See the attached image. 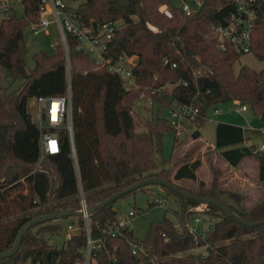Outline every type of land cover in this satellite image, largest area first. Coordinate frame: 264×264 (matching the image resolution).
<instances>
[{"label":"trees","instance_id":"1","mask_svg":"<svg viewBox=\"0 0 264 264\" xmlns=\"http://www.w3.org/2000/svg\"><path fill=\"white\" fill-rule=\"evenodd\" d=\"M67 1L76 3L70 8L81 23L97 26L123 21L108 42L106 54H136L134 72L140 85L126 90L117 73L95 67L89 53L78 48L76 36L68 33L78 171L65 127L57 129L59 152L47 153L34 170L40 157V131L29 102L39 95L66 93L67 61L63 46L58 43L54 53L36 52L34 67L27 68L24 31L38 20L39 0H24L22 13L13 8L0 19V64L14 80L23 78L22 84L13 90L0 84V253L15 246L20 229L30 220L60 210L77 211L29 228L19 250L0 258V264H77L86 239L84 218L79 212L80 186L87 204L92 206L143 178H162L187 192L221 202L239 218L253 222L263 219L264 150L248 141L245 127L219 121L215 145L220 156L232 166L246 160L255 162V176L263 192L252 204L246 203L244 193L223 188L216 178L209 185L200 180L197 188L179 184L182 179H197L200 159L183 162L171 171L163 165L164 159L158 162L154 157L155 150L162 153L164 131H174L168 117L162 115L163 108L173 102L199 104L200 114L192 120L197 125L193 131L196 137L201 134L210 107L236 98L247 103L264 122V68L255 70L244 64L235 71L234 64L243 53L231 48L222 50L204 36L212 23L225 20L236 10L234 0H203L202 7L193 14H186L169 0H127L129 6L120 5L118 0ZM162 4L171 8L172 16L160 10ZM256 13L251 52L264 61V0H257ZM148 23L158 30L151 29ZM173 62L177 65L173 66ZM193 70L199 73L194 75ZM179 80L182 81L171 91L163 90L161 94L145 90L146 86L159 88ZM144 90L151 93L158 109L147 118L148 130L140 131L132 107ZM86 112L93 117V129L86 123ZM178 139L176 136V142ZM89 145L97 151L95 157ZM161 186L168 195H175L181 208L180 224L196 213L190 207L200 204L199 201ZM116 200L90 213L94 237L101 236L103 229L118 219ZM155 204V199L150 201V205ZM201 213L215 218L212 228L206 231V239L197 240L185 227L181 225L180 229L165 217L151 223L144 239H139L128 226L120 233L109 234L106 248L95 249L94 259L97 264H264V223L243 224L211 203ZM68 217L72 218L68 224L76 229L62 246L51 243L47 235L61 230L58 220ZM206 242L211 245L206 254L199 249L187 252ZM134 245L138 247L136 253Z\"/></svg>","mask_w":264,"mask_h":264},{"label":"built area","instance_id":"2","mask_svg":"<svg viewBox=\"0 0 264 264\" xmlns=\"http://www.w3.org/2000/svg\"><path fill=\"white\" fill-rule=\"evenodd\" d=\"M236 4V10L232 12L225 20L214 22L210 25L209 29L204 33L206 38L212 39L216 46L222 50L233 49L238 53H246L251 51L252 47V29L255 24L257 16V0H234ZM18 4L24 6V0H0V12L7 14ZM203 5V0H185L181 8L186 14H193L197 12ZM160 10L167 16H172V10L167 4H162ZM38 20L32 22L28 27L34 35H38L41 31H47V27L55 22L58 25L61 40L60 43L63 46L67 68L70 63V50L67 41L68 33H72L76 36L77 46L80 49L89 53L91 61L95 67H106L109 70L117 73L123 83L126 90H132L139 87L137 76L134 72V67L138 62V56L136 54H121L117 57L106 54L108 42L112 40L116 29L117 21L103 22L97 26L93 24H85L78 21L70 8L67 0H39L38 7ZM149 27L153 30H158V27L154 24L148 23ZM84 42H87V47L84 46ZM168 61V60H166ZM173 66L177 63L173 62ZM194 75H197L199 71L193 70ZM67 91L62 95H39L31 99L32 101V117L34 122L39 128V145H40V157L34 168L39 166L43 157L47 153H57L60 150V139L57 129L65 127L68 130L72 157L75 160L77 166L76 148L73 138V105L71 94V76L68 77ZM182 80L173 83H166L159 88L145 87V90L151 92H158L161 94L163 90L171 91L176 84ZM186 83V82H184ZM143 91L138 100H145L148 105H154L155 99L151 93ZM234 109L237 112H244L249 109L247 103L242 102L240 99H233ZM169 114L168 119L171 126L174 128L175 135L181 137L187 125L193 122V118L200 114V106L195 101L188 103L173 102L170 106L166 107ZM221 113L219 105L213 106V116ZM210 114L204 116L206 121L212 119ZM264 131V128L260 129ZM52 142L55 143L56 148H52ZM264 150V145L261 148ZM79 197L81 206L79 212L82 214L85 222V245L80 248L81 259L77 264H97L93 252L95 249L106 248V239L109 234L115 235L120 233L124 227H131L132 217L136 214L135 210H130L127 215H119L118 219L107 228L103 229V234L99 237L92 235L91 218L89 212V205L87 204L85 193L80 186ZM160 202L159 198L155 199ZM205 207V208H204ZM207 208V204L200 203L196 206L190 207V210L196 213L193 216L186 217L181 224L190 233H192L197 240L206 239V231L200 228L202 221L201 212ZM76 229L73 224H68L66 231V238L72 235V232ZM211 245L206 242L202 246L197 247L202 253L206 254L208 247ZM137 246L134 245L133 252H137ZM114 257V255H112Z\"/></svg>","mask_w":264,"mask_h":264},{"label":"rangeland","instance_id":"3","mask_svg":"<svg viewBox=\"0 0 264 264\" xmlns=\"http://www.w3.org/2000/svg\"><path fill=\"white\" fill-rule=\"evenodd\" d=\"M185 0H169L174 5L181 7ZM69 5L75 6L76 3L68 2ZM16 10L19 13L24 11V6L18 4ZM7 14L0 12V19ZM137 18V16H134ZM123 21L118 20L117 25H122ZM25 40L27 42V52L25 55L27 68L30 70L34 67V54L39 51L47 53H54L57 50V44L60 43L61 36L58 25L52 22L47 31H41L38 35H34L29 27L24 31ZM87 42L84 46L87 47ZM249 65L255 70L264 68V61L257 58L251 51L243 53L240 58L235 62V71H238L242 65ZM71 64L67 68V76H71ZM23 78L18 77L13 79L8 69L0 64V84L7 87L8 90H13L22 84ZM221 113L213 116V107L208 109V115L213 116L204 123L200 128L202 139L196 137L193 133L197 127L196 123L190 122L184 134L179 137L176 142V135L173 130L167 129L164 131L163 136V150L162 153L155 150L154 157L159 162L165 160L166 167L171 171L186 161L195 159L201 160V166L197 173L196 180L182 179L178 181L179 184L190 188H197L200 180L205 181L207 185L211 184L216 178L223 188H234L239 192L244 193L246 196V203L252 204L259 199L263 192L262 184L257 180L256 165L252 160L244 161L238 166H232L227 163L219 154L215 145L216 125L219 121H225L237 125H241L247 129L248 135L259 149L264 145V122L254 115L251 109L244 112H237L234 109L233 102L222 103L219 105ZM29 109L32 111V101L29 102ZM133 114L138 122L137 129L140 131L148 130L147 118L153 116L158 109L156 104L148 105L145 100H136L133 104ZM86 123L91 129L93 126V117L89 112H86ZM167 108H163L162 115L168 117ZM255 129V131H253ZM91 154L95 157L97 151L89 145ZM101 150V148H100ZM162 164L160 165L163 166ZM234 167V168H233ZM240 170V173L237 172ZM160 197V202L155 205H150L154 199ZM228 198V196L226 197ZM115 207L119 215H127L130 210H135L136 214L132 217L131 227L134 229L136 236L139 239H144L150 229V225L154 221H161L165 217L170 218L181 229L180 224V205L176 200L174 194L168 193L159 184H148L145 187L136 189L135 191L117 198ZM205 208V207H204ZM14 209V208H13ZM202 221L200 228L205 231L210 230L213 226L215 218H210L208 214L201 213ZM12 218L5 216L3 221ZM71 217L61 218L58 220L62 224V229L47 235L49 241L57 246H62L66 239L67 225L71 221ZM75 226V225H74ZM198 248H193L187 252H196Z\"/></svg>","mask_w":264,"mask_h":264},{"label":"water","instance_id":"4","mask_svg":"<svg viewBox=\"0 0 264 264\" xmlns=\"http://www.w3.org/2000/svg\"><path fill=\"white\" fill-rule=\"evenodd\" d=\"M117 2L122 6H129L130 5V2L127 0H118ZM148 184H159L160 186L165 185L169 188H172L173 190H175L177 193L181 194L184 197L195 199V200L199 201L200 203H205L207 205L210 203L217 205L220 208H222V210H224L226 213H228L231 217L240 221L243 224L250 225V226H256V225L264 223V218L259 220V221H254V222L239 218L235 214V212H233L231 209H229L228 207L223 205L221 202H219L213 198L192 194V193L187 192V191L183 190L182 188L176 186L173 182H171L169 180L162 179V178H156V177L143 178L140 181L136 182L135 184H132V185L128 186L127 188H124V189L116 192L115 194L111 195L110 197L106 198L105 200H103V201H101L95 205L89 206V212L91 213L93 210L114 201L115 199L129 193L130 191L135 190L141 186L148 185ZM75 213H77L76 210H60L59 212H55V213H51V214H44L42 216H39L37 218L30 220L24 226H22V228L20 229L18 236H17L15 246L9 251L0 253V258L13 255L15 252H17L20 248V242H21V239H22L24 233L29 228H31L32 226H34L38 223H41L43 221L49 220V219H56V218H60L64 215H71V214H75Z\"/></svg>","mask_w":264,"mask_h":264},{"label":"crops","instance_id":"5","mask_svg":"<svg viewBox=\"0 0 264 264\" xmlns=\"http://www.w3.org/2000/svg\"><path fill=\"white\" fill-rule=\"evenodd\" d=\"M3 18V17H2ZM255 129V128H254ZM257 130V129H256ZM201 131V130H200ZM198 138H200V139H202V135L200 134V136L198 137ZM248 141L249 142H251L252 140H251V137L248 135ZM248 141H246L247 143H248ZM251 143H253V142H251ZM247 161V160H246ZM234 168V167H233ZM237 172H239L240 173V170H237Z\"/></svg>","mask_w":264,"mask_h":264},{"label":"bare ground","instance_id":"6","mask_svg":"<svg viewBox=\"0 0 264 264\" xmlns=\"http://www.w3.org/2000/svg\"><path fill=\"white\" fill-rule=\"evenodd\" d=\"M52 148H53V149L56 148V145H55L54 142H52Z\"/></svg>","mask_w":264,"mask_h":264}]
</instances>
